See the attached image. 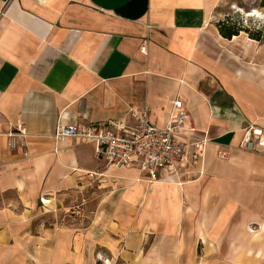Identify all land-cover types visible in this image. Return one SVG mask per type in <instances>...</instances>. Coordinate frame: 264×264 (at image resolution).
<instances>
[{"label": "crops", "instance_id": "crops-1", "mask_svg": "<svg viewBox=\"0 0 264 264\" xmlns=\"http://www.w3.org/2000/svg\"><path fill=\"white\" fill-rule=\"evenodd\" d=\"M218 1L0 0V264H220L222 240L239 264L229 217L264 232V142L242 145L248 125L264 141V41L222 36ZM175 98L208 141L154 180L52 136L130 106L163 125ZM82 190L95 204L80 225L66 210ZM242 248L264 258V241Z\"/></svg>", "mask_w": 264, "mask_h": 264}, {"label": "built area", "instance_id": "built-area-1", "mask_svg": "<svg viewBox=\"0 0 264 264\" xmlns=\"http://www.w3.org/2000/svg\"><path fill=\"white\" fill-rule=\"evenodd\" d=\"M144 48V44L139 46L140 51H144ZM126 114V119L106 118L57 124L52 136L56 141L72 138L90 143L95 158L104 168L137 166L146 172L149 180L157 179L160 172L173 170L177 161L195 165L201 160L208 138L204 134H193L194 127L185 123L187 113L179 98L172 100L171 110L163 125L151 122L146 105L130 106ZM15 131L23 135L24 126L16 124ZM14 134L8 132L9 137ZM263 142L258 129L250 125L245 127L242 138L244 148L251 150ZM8 145L13 146L11 138ZM97 173L85 170L82 174L92 178ZM40 200L46 201L45 198Z\"/></svg>", "mask_w": 264, "mask_h": 264}, {"label": "rangeland", "instance_id": "rangeland-1", "mask_svg": "<svg viewBox=\"0 0 264 264\" xmlns=\"http://www.w3.org/2000/svg\"><path fill=\"white\" fill-rule=\"evenodd\" d=\"M225 19H227V22L229 24L246 28L245 31L244 30L238 31L242 33L244 36L246 35L247 37H249L247 33L248 31L251 33H255V31H258L257 33L258 39L252 37L249 38L264 41V4H261L260 0H219L218 4H216L214 8L212 20H215V24H216L218 20H225ZM88 189L89 188H87V190ZM87 190H82L81 194H78L77 197H74L69 203L68 209L66 210L67 212H70V214L77 216L78 219L76 220V222L77 224L80 225L83 224L84 221L88 220L87 212L89 209H92L95 204L94 202L95 200L91 197L89 199L88 196L86 195L89 192ZM206 214H208V212H206ZM241 215H242L241 212H235L233 215L229 217L227 221L228 222L227 229L231 231L229 235L232 236L233 233L234 235L233 238L235 240V247L233 250H230L229 253L231 254V256L233 254L234 262L239 264H243V263L264 264V258H260L259 256H257V254H255L256 253L255 251H254L255 255L250 254L251 257L250 259L248 258V256L246 257V255L243 254L245 251L249 252L250 250L246 249L244 251L242 246L246 247L249 245V243L253 246V245H257L260 242H263L264 232L259 233L256 236L253 235L249 236V234L245 233L244 231V225L241 222L242 218L240 217ZM249 225H250L248 226L249 229L258 228L256 223L254 222L249 223ZM244 242H246L247 244H245ZM204 244L205 246L209 245L206 244V241ZM224 245L225 243L222 240V244L220 245V249L218 250V255H219L218 259L220 261V264H224L225 260H223V257H225L227 254V250L224 249ZM207 251H209V249L207 250L204 248L203 252L205 256H206L205 253H207Z\"/></svg>", "mask_w": 264, "mask_h": 264}, {"label": "trees", "instance_id": "trees-1", "mask_svg": "<svg viewBox=\"0 0 264 264\" xmlns=\"http://www.w3.org/2000/svg\"><path fill=\"white\" fill-rule=\"evenodd\" d=\"M260 3L264 4V0H260ZM216 27H217L218 32L222 36H225V37H230L232 34H237L239 30H244V31L246 30V28L239 27V26H236L233 24H229L227 22V19L218 20L216 22ZM247 33H248L249 37L258 39V36H257L258 31H255V33H251L248 31Z\"/></svg>", "mask_w": 264, "mask_h": 264}, {"label": "water", "instance_id": "water-1", "mask_svg": "<svg viewBox=\"0 0 264 264\" xmlns=\"http://www.w3.org/2000/svg\"><path fill=\"white\" fill-rule=\"evenodd\" d=\"M249 11V10H248Z\"/></svg>", "mask_w": 264, "mask_h": 264}]
</instances>
